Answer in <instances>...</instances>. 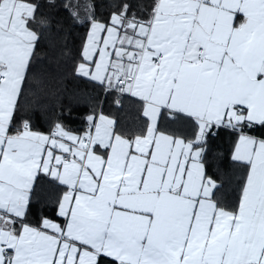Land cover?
Listing matches in <instances>:
<instances>
[{
	"label": "snow or ice",
	"instance_id": "obj_1",
	"mask_svg": "<svg viewBox=\"0 0 264 264\" xmlns=\"http://www.w3.org/2000/svg\"><path fill=\"white\" fill-rule=\"evenodd\" d=\"M113 7L103 22L83 5L74 72L138 98L145 123L129 134L101 112L82 134L44 133L21 99L49 21L35 0H0V264H264V0ZM221 129L240 170L231 199L206 167ZM40 174L66 190L57 219L34 223Z\"/></svg>",
	"mask_w": 264,
	"mask_h": 264
},
{
	"label": "trees",
	"instance_id": "obj_2",
	"mask_svg": "<svg viewBox=\"0 0 264 264\" xmlns=\"http://www.w3.org/2000/svg\"><path fill=\"white\" fill-rule=\"evenodd\" d=\"M39 4L38 19L43 16L49 25L43 28V35L37 47L30 81L25 86L21 99L22 113L30 118L34 130L48 133L55 122H61L66 129L82 134L89 126L87 116L103 113L117 121L121 132L135 133L145 123L141 102L126 94L105 92L104 86L74 72L80 60L90 21L86 18L83 5L91 3L94 18L107 22L114 10L116 0H35ZM149 4L151 0H132L133 5ZM81 5L80 8H66L65 5ZM78 11L79 17L71 15ZM34 28L38 25H33ZM120 104L117 105L116 101ZM167 122V114L162 116ZM235 136L221 129L208 140L206 167L210 175L223 180L226 198L231 199L240 170L231 160ZM65 191L64 186L51 177L40 174L34 184L30 206V219L38 223L41 216L56 220L57 201ZM59 222V221H58Z\"/></svg>",
	"mask_w": 264,
	"mask_h": 264
},
{
	"label": "crops",
	"instance_id": "obj_3",
	"mask_svg": "<svg viewBox=\"0 0 264 264\" xmlns=\"http://www.w3.org/2000/svg\"><path fill=\"white\" fill-rule=\"evenodd\" d=\"M89 29H90V26H89ZM89 29H88V31H89ZM88 33V32H87ZM126 95H128V96H131L130 94H127V93H125ZM132 97V96H131ZM133 98H136V97H133ZM136 99H138V98H136ZM139 100V99H138ZM45 133V132H44ZM232 149H233V147H232ZM231 155H232V150H231ZM66 190V189H65Z\"/></svg>",
	"mask_w": 264,
	"mask_h": 264
}]
</instances>
